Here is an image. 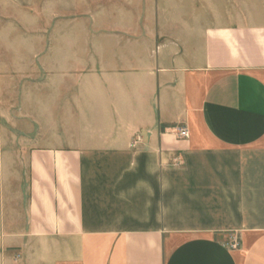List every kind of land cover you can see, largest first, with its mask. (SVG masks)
Segmentation results:
<instances>
[{
    "label": "crops",
    "instance_id": "0c3cea01",
    "mask_svg": "<svg viewBox=\"0 0 264 264\" xmlns=\"http://www.w3.org/2000/svg\"><path fill=\"white\" fill-rule=\"evenodd\" d=\"M34 7L50 83L17 102L0 73V111L38 127L0 264H264V0Z\"/></svg>",
    "mask_w": 264,
    "mask_h": 264
},
{
    "label": "rangeland",
    "instance_id": "374dc122",
    "mask_svg": "<svg viewBox=\"0 0 264 264\" xmlns=\"http://www.w3.org/2000/svg\"><path fill=\"white\" fill-rule=\"evenodd\" d=\"M19 2L23 8L15 6ZM40 3L41 0H0V73L8 74L9 79L3 82L11 85L12 90H6L5 93L12 92L14 101L17 102L22 88L34 87L41 81L50 83L46 71L38 73L45 67L49 68L46 65L48 61H35L37 52L48 53L45 40L48 38L47 14L28 12L31 11V5L39 6ZM40 38L41 43L37 45ZM0 98L4 100L5 96ZM36 114L35 110L0 111V201L3 197L9 202L25 197L27 171L25 144L21 140L22 135L38 129L36 122L32 120L36 118ZM25 116L28 118L25 121H28L27 125L22 124ZM233 242H230L232 248H240L241 240H238L237 247H233Z\"/></svg>",
    "mask_w": 264,
    "mask_h": 264
},
{
    "label": "built area",
    "instance_id": "2783aa9c",
    "mask_svg": "<svg viewBox=\"0 0 264 264\" xmlns=\"http://www.w3.org/2000/svg\"><path fill=\"white\" fill-rule=\"evenodd\" d=\"M175 134L182 138H189V129L187 125H178L177 128H175ZM233 241V247H237L238 240L234 239Z\"/></svg>",
    "mask_w": 264,
    "mask_h": 264
}]
</instances>
